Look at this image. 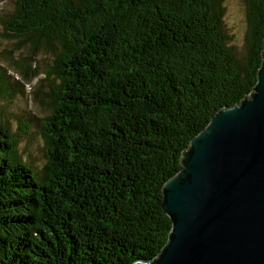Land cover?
I'll use <instances>...</instances> for the list:
<instances>
[{"label":"trees","instance_id":"obj_1","mask_svg":"<svg viewBox=\"0 0 264 264\" xmlns=\"http://www.w3.org/2000/svg\"><path fill=\"white\" fill-rule=\"evenodd\" d=\"M15 1L1 35L26 40L32 55L6 60L28 81L44 50L55 79L34 92L46 113L40 172L0 117V264L153 260L172 228L163 186L182 152L257 83L264 0H244L241 55L225 0ZM0 72V90L23 92Z\"/></svg>","mask_w":264,"mask_h":264},{"label":"water","instance_id":"obj_2","mask_svg":"<svg viewBox=\"0 0 264 264\" xmlns=\"http://www.w3.org/2000/svg\"><path fill=\"white\" fill-rule=\"evenodd\" d=\"M252 92L220 109L163 186L169 238L134 264H264V38Z\"/></svg>","mask_w":264,"mask_h":264},{"label":"rangeland","instance_id":"obj_3","mask_svg":"<svg viewBox=\"0 0 264 264\" xmlns=\"http://www.w3.org/2000/svg\"><path fill=\"white\" fill-rule=\"evenodd\" d=\"M15 0H0V20L6 18L15 8ZM224 22L230 37V44L237 53H244L245 37L247 33L246 7L244 0H225ZM0 29V67L4 68L8 76L14 81H21L23 92L0 90V117L7 123L18 142V154L21 159L31 164L36 172H40L46 164L41 137V118L45 116L43 106L35 100L34 92L49 90V83L55 75H48L53 66L54 57L44 50L38 51L34 59L38 71L28 81L21 80L20 73L6 60L11 54L14 60L32 55V45L24 39L4 38ZM39 65V67H38ZM1 74V72H0ZM23 128V131L21 129Z\"/></svg>","mask_w":264,"mask_h":264}]
</instances>
